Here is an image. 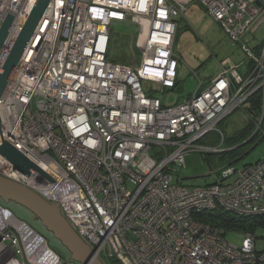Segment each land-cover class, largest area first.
<instances>
[{
  "label": "built area",
  "instance_id": "obj_1",
  "mask_svg": "<svg viewBox=\"0 0 264 264\" xmlns=\"http://www.w3.org/2000/svg\"><path fill=\"white\" fill-rule=\"evenodd\" d=\"M36 2L0 0V28L8 14L14 16L0 71ZM195 3L235 41L254 33L264 14V0H49L0 98V145L10 142L51 180L36 170L19 171L1 154L0 175L58 204L99 258L264 264L256 234L240 233L234 243L196 218L216 209L264 215V158L229 166L204 186L176 177L190 149H218L195 146L197 141L257 92L263 101L264 45L257 54L243 42L244 73L241 63L224 60L208 86L181 102L165 104L148 87H176L178 17ZM127 20L141 25L139 66L107 58L112 23ZM33 237L49 251L51 264H75L0 204V264H35Z\"/></svg>",
  "mask_w": 264,
  "mask_h": 264
},
{
  "label": "rangeland",
  "instance_id": "obj_2",
  "mask_svg": "<svg viewBox=\"0 0 264 264\" xmlns=\"http://www.w3.org/2000/svg\"><path fill=\"white\" fill-rule=\"evenodd\" d=\"M141 25L127 21H114L107 58L118 63L139 66L142 63V50L139 46ZM264 39V22L259 25L254 40ZM233 40L220 23L208 15L200 5L191 4L187 12L178 17V29L175 38V52L179 56V74L177 85L162 92L149 85L150 94L160 97L165 104L172 105L183 101L196 90L204 89L220 72L222 62L228 60L239 64L240 71L248 67V61L242 50V43ZM255 43V42H254ZM251 46L252 44L249 43ZM256 50V53H260ZM146 88L147 85L144 84ZM260 106V105H259ZM254 108L247 113L245 108ZM195 146H212L217 150L190 149L186 155V166L177 167L176 177L187 186H204L220 179V172L229 166L240 168L246 164L264 158V99L260 108L251 98L243 107L238 108L197 141ZM0 204L11 209L20 219L27 221L44 235L51 248L61 254L66 261H71L68 248L50 231L44 222L31 210L16 202ZM227 240L240 243V233H227ZM256 247L264 251V228L256 232ZM105 264H113L111 258H101ZM73 261V260H72ZM75 264H79L75 262ZM115 264H121L116 261Z\"/></svg>",
  "mask_w": 264,
  "mask_h": 264
},
{
  "label": "water",
  "instance_id": "obj_3",
  "mask_svg": "<svg viewBox=\"0 0 264 264\" xmlns=\"http://www.w3.org/2000/svg\"><path fill=\"white\" fill-rule=\"evenodd\" d=\"M48 3L49 0H37L2 71H0V98ZM13 19L14 16L8 14L1 25L0 51ZM1 124L0 116V127ZM0 154L12 162L19 171L30 175L31 170H36L51 180L40 166L30 160L10 142L3 141L0 145ZM0 198L5 203L16 202L31 210L68 248L70 253H72L71 260L74 262L79 264H105L101 258L94 256L91 245L83 241L79 234L73 230L69 221L62 214L58 204L49 202L31 188L2 175H0Z\"/></svg>",
  "mask_w": 264,
  "mask_h": 264
},
{
  "label": "trees",
  "instance_id": "obj_4",
  "mask_svg": "<svg viewBox=\"0 0 264 264\" xmlns=\"http://www.w3.org/2000/svg\"><path fill=\"white\" fill-rule=\"evenodd\" d=\"M252 98L253 101L258 104V108H260L262 102V92H257L252 96ZM245 111L247 113L255 112L253 107L249 109L246 108ZM196 218L219 228L224 235H226L228 232H251L256 234L259 229L264 228V215L240 216L224 211L223 209H216L214 211L202 212L198 214ZM112 261L113 264H115V262L118 260L113 259Z\"/></svg>",
  "mask_w": 264,
  "mask_h": 264
},
{
  "label": "bare ground",
  "instance_id": "obj_5",
  "mask_svg": "<svg viewBox=\"0 0 264 264\" xmlns=\"http://www.w3.org/2000/svg\"><path fill=\"white\" fill-rule=\"evenodd\" d=\"M31 245L35 249L32 248L31 250V258L35 264H51L52 259L50 257V253L47 249L41 250L39 248V243L37 240L33 238L30 239Z\"/></svg>",
  "mask_w": 264,
  "mask_h": 264
},
{
  "label": "crops",
  "instance_id": "obj_6",
  "mask_svg": "<svg viewBox=\"0 0 264 264\" xmlns=\"http://www.w3.org/2000/svg\"><path fill=\"white\" fill-rule=\"evenodd\" d=\"M196 5L200 6L201 4L200 3H195ZM202 6V5H201ZM203 7V6H202ZM204 8V7H203ZM264 22V14L262 15L261 17V20H260V24ZM258 29H259V26L257 28V30L254 32V33H248L244 38H245V41L249 43H251L252 47L255 49V51H260V49L263 47L264 45V39H260V40H254L255 38V35H257V32H258ZM255 42V43H254ZM178 74H179V66H178ZM178 79V78H177ZM71 225V224H70ZM72 226V225H71ZM73 230L76 232V230L74 229V227L72 226ZM82 238V237H81ZM83 241H85L86 243H88L86 240H84L82 238ZM90 245V243H88ZM57 252V251H56ZM58 253V252H57ZM59 254V253H58ZM61 256V254H59ZM71 256H72V253H71Z\"/></svg>",
  "mask_w": 264,
  "mask_h": 264
}]
</instances>
